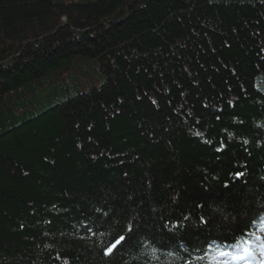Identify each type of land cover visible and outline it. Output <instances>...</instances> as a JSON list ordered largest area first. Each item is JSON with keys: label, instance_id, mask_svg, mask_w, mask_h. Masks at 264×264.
Segmentation results:
<instances>
[{"label": "trees", "instance_id": "16d2710c", "mask_svg": "<svg viewBox=\"0 0 264 264\" xmlns=\"http://www.w3.org/2000/svg\"><path fill=\"white\" fill-rule=\"evenodd\" d=\"M263 223L264 0H0V264H210Z\"/></svg>", "mask_w": 264, "mask_h": 264}, {"label": "snow or ice", "instance_id": "6c2138e0", "mask_svg": "<svg viewBox=\"0 0 264 264\" xmlns=\"http://www.w3.org/2000/svg\"><path fill=\"white\" fill-rule=\"evenodd\" d=\"M196 135H200L199 132ZM247 143V141H245ZM223 147L217 149L222 151ZM245 176L243 171H236L234 177L236 180ZM226 188L227 184L224 185ZM203 219V218H202ZM259 231V229H258ZM120 237L114 244L105 250V255H111L113 250L124 241ZM209 250L215 252V256L210 264H219L218 258H226L224 264H251L258 259V264H264V235H256L253 232L246 231L240 237L235 238L231 244H214L209 245Z\"/></svg>", "mask_w": 264, "mask_h": 264}, {"label": "rangeland", "instance_id": "374dc122", "mask_svg": "<svg viewBox=\"0 0 264 264\" xmlns=\"http://www.w3.org/2000/svg\"><path fill=\"white\" fill-rule=\"evenodd\" d=\"M251 264H258V259L256 261L251 262Z\"/></svg>", "mask_w": 264, "mask_h": 264}]
</instances>
